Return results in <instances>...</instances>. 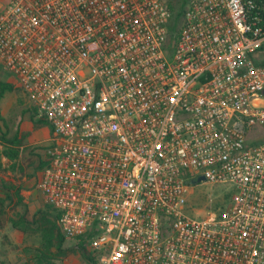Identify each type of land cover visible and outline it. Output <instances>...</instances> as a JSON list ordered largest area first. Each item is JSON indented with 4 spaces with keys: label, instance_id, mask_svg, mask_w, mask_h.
<instances>
[{
    "label": "built area",
    "instance_id": "1",
    "mask_svg": "<svg viewBox=\"0 0 264 264\" xmlns=\"http://www.w3.org/2000/svg\"><path fill=\"white\" fill-rule=\"evenodd\" d=\"M0 67L98 264H264V0H0ZM201 175L226 205L189 199Z\"/></svg>",
    "mask_w": 264,
    "mask_h": 264
},
{
    "label": "rangeland",
    "instance_id": "2",
    "mask_svg": "<svg viewBox=\"0 0 264 264\" xmlns=\"http://www.w3.org/2000/svg\"><path fill=\"white\" fill-rule=\"evenodd\" d=\"M0 78L13 81L17 87L14 92L7 93L2 101L6 121L0 120V132H6L10 137L18 135L22 140L20 148L22 149V167L24 169V172H21L20 170H12L9 166H0V177L18 188L17 192L22 198V201H19L17 196L11 199L6 197L4 191H0V195L4 199L5 210L3 214L4 224L0 227V264H40L37 258L42 241L40 233L34 230L26 232L14 227L12 220H19L22 216L31 219L36 213L45 210L52 212L50 213L52 215L49 216L50 219L55 218L54 210L46 202L38 186L46 163V158L42 161L39 155L45 154V142L38 139H42L40 130L46 124H49L37 116L35 106L29 101L13 73L11 74L0 67ZM3 149L4 143L0 139V154H2ZM33 180L34 183H32ZM233 189L231 184L191 183L189 199L196 202L200 208L224 206L227 204ZM28 190H31L36 197L31 198L30 195H27L26 191ZM48 206L50 209H48ZM78 242H80L79 239L66 238L65 252L56 260L55 264H72L73 260L77 261L76 255L79 249H76V244ZM71 247H74V249L71 250ZM87 248L90 251L88 243ZM79 257L81 258V264H86L83 256Z\"/></svg>",
    "mask_w": 264,
    "mask_h": 264
},
{
    "label": "trees",
    "instance_id": "3",
    "mask_svg": "<svg viewBox=\"0 0 264 264\" xmlns=\"http://www.w3.org/2000/svg\"><path fill=\"white\" fill-rule=\"evenodd\" d=\"M169 5L173 11L172 28L175 29L174 27L177 25L181 17L182 10L173 5V2H170ZM16 88V84L13 81L3 80L0 78V103L5 98L7 93L14 92ZM0 120L4 122L6 121L5 116L2 114L1 106ZM0 139L4 143L2 154L7 156L10 160L9 168L12 170H20L21 172H24V169L22 167V149L20 148L22 140H20L18 135L10 137L8 133L4 131L3 133L0 132ZM1 190L6 193V197L14 199V196H17L19 197V201H22V198L19 196V192H17L18 188H16L13 184L8 183L3 177H0V191ZM3 202L4 199L0 195V227H2L4 224L3 214L5 213V210ZM49 206L48 209H50L51 207ZM54 212L55 218L53 220L49 218V216L52 215L50 214L52 212H50L49 210L40 211L39 213H36L31 219H27L26 217L22 216V218H20L19 220H12L14 227L20 228L26 232H31L34 230L35 232L40 233L42 241L41 247L38 250L37 257L40 264H55L56 260L61 256L62 253L65 252L64 245L67 237L60 231L58 225V213H56L55 210ZM76 239L80 240V242L76 244V249H79L83 258L88 261L89 264H97L98 261L96 256L87 248L88 241L86 240V238L78 237ZM70 249L73 250L74 247H71Z\"/></svg>",
    "mask_w": 264,
    "mask_h": 264
},
{
    "label": "crops",
    "instance_id": "4",
    "mask_svg": "<svg viewBox=\"0 0 264 264\" xmlns=\"http://www.w3.org/2000/svg\"><path fill=\"white\" fill-rule=\"evenodd\" d=\"M3 101V100H2ZM0 106H1V111H2V114L5 116V109L3 108V102L0 103ZM6 117V116H5ZM42 132L41 134V138L42 139H38V140H44L45 144H44V147H45V150L47 148V146L49 145V140H50V137H51V134H52V130H51V127L49 125L46 124V126H44L43 129L40 130V133ZM38 137V135H37ZM39 138V137H38ZM42 158V161L45 160L46 158V154L42 155V154H39ZM46 161V160H45ZM3 165L4 166H10V160L7 156H5L4 154H0V166ZM46 165V163H45ZM44 165V167H45ZM32 183H34V180L32 181ZM27 195H30L31 198H35L36 196H34V193L30 190L26 191ZM76 260H73L72 264H81V258L79 256L82 257L81 253L79 252V250H77V255H76ZM83 259V258H82ZM86 264H89L88 261H86Z\"/></svg>",
    "mask_w": 264,
    "mask_h": 264
},
{
    "label": "water",
    "instance_id": "5",
    "mask_svg": "<svg viewBox=\"0 0 264 264\" xmlns=\"http://www.w3.org/2000/svg\"><path fill=\"white\" fill-rule=\"evenodd\" d=\"M206 177L204 175L199 176L196 180H194V183L205 181Z\"/></svg>",
    "mask_w": 264,
    "mask_h": 264
}]
</instances>
